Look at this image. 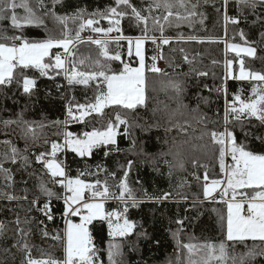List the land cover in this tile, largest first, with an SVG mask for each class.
Segmentation results:
<instances>
[{"label": "trees", "instance_id": "16d2710c", "mask_svg": "<svg viewBox=\"0 0 264 264\" xmlns=\"http://www.w3.org/2000/svg\"><path fill=\"white\" fill-rule=\"evenodd\" d=\"M155 2L131 0L142 15L149 16L148 38H145V104L137 106L135 110L106 107L103 114L92 113L83 120L70 118L68 127L72 133L82 137L83 133L93 129L104 130L108 119L114 118L115 111H120L131 124L129 134H123L126 126L121 125L116 146H101L94 149L91 156L84 157L72 150L60 151L56 158L65 161L68 177L79 176L88 183H95L99 179V187H103L107 181L111 193L119 192L116 185L128 171L127 183L141 203L138 207H132L131 201H128V218L137 222V227L131 235L117 238L116 241L123 244V264H185L187 249L178 246V241L181 245L190 242L219 244L223 241L228 246L229 257L246 253L249 248L259 251L264 248L260 241H226V228L220 220L221 215H226V205L220 199L219 190L213 197H205L203 192L205 183L225 178L219 166L220 145L213 141L211 132H221L227 127L235 133L238 142L246 143L251 150L264 151V145L244 136V132L249 129L256 134L264 133V124L260 121L255 118L235 121L230 113V122L227 125L224 122L226 103L231 104L237 94L246 99L251 95L252 86L258 83L228 75L227 60L236 64L239 59L229 51L228 46L246 41L254 45L256 56L243 57L245 68L264 73V6H258L255 10L241 6V12L236 0H229L227 15L238 17L240 21L233 24L224 20V0H184V7L180 6L179 0H171L175 5L172 11L181 16H188L193 11V4L198 6L194 10L197 13L195 16L181 21H177L175 16L169 17V24L163 20L167 10L164 7L156 8ZM30 3L37 15L45 14L44 17L39 16L44 23L14 28L9 10V18L0 19V43H13L12 40L4 39L5 36L22 35L30 41H42L49 36L60 38L65 31L74 37L81 20L68 19L65 26L55 16L73 17L81 11L83 19L99 20V24L93 27L107 28L110 26L109 21L93 14L106 12L116 6L115 0H43L44 7H39L37 0H30ZM118 10L127 11L129 15L121 20L122 31L116 36L144 37L143 25H137L131 9L121 6ZM16 12L18 16L25 15L23 9H17ZM153 17L160 19L163 33L158 26H153ZM88 30L92 31L87 27L83 31ZM151 37H155V44ZM164 37L171 38V41L163 44L159 38ZM76 42L78 45L73 50L77 59L90 56L94 60L102 51L90 41ZM108 47L110 55L119 52L121 60L126 61V40L118 44L112 41ZM93 50L98 52L95 58ZM52 52L65 56L62 49ZM154 56L160 72L150 71ZM129 61L136 64V61L135 64L133 60ZM159 61L163 62L164 67L158 66ZM106 62L113 72L123 67L121 61ZM52 63H55L54 60ZM90 63L86 61L85 65L78 66V70L91 71ZM46 71L48 74L43 75L36 68L23 70V76L35 80L31 93L23 91L22 77H14L9 85H0V163L11 170L13 177L8 180L0 172V222L5 226L0 233V264H23L26 257L22 247L24 243L31 248L33 257L47 258L50 254L63 258L66 228L63 216L64 188L53 182V177L36 160V156L50 153L53 142H63L64 125L53 122L66 119V107L94 102L99 82L89 85L69 84L63 69L57 71L50 68ZM200 72H206L207 75H199ZM174 83L181 86V92L178 93L172 86ZM225 88L226 94L220 90ZM5 121L16 122L5 124ZM12 147L18 149L15 163L5 158V154L11 155ZM105 152L109 154L106 156ZM25 156L28 157L27 165L23 160ZM129 161L132 162L130 170L127 168ZM225 163H232L230 156L225 158ZM205 172L208 174L207 182L204 180ZM41 183L55 193L51 198V214L54 217L51 221L40 211L49 200L40 191ZM165 193L170 196L162 202L148 199L162 197ZM8 195L17 199L9 200ZM24 196L27 199H23ZM37 198L39 203L34 205L32 202ZM123 207L122 202L117 204L118 210ZM107 209L111 211L109 203ZM17 218L19 224L16 223ZM178 220H183V225L178 224ZM45 226L49 233L47 237L41 231ZM21 228L24 229L23 233L19 231ZM89 229L94 243L101 250L100 260L108 264L107 247L112 238L108 236L107 222L95 220ZM141 232L146 235H139ZM177 232L178 236H174ZM56 235L62 239H53ZM227 264H232L231 260ZM251 264H264V256L254 257Z\"/></svg>", "mask_w": 264, "mask_h": 264}, {"label": "snow or ice", "instance_id": "6c2138e0", "mask_svg": "<svg viewBox=\"0 0 264 264\" xmlns=\"http://www.w3.org/2000/svg\"><path fill=\"white\" fill-rule=\"evenodd\" d=\"M206 2V0H205ZM229 0H224V20L238 24V17H230L227 15V6ZM39 7H44L43 0H37ZM115 7H110L106 12H97L93 16H99L102 19H107L110 26L107 28L93 27L98 25L99 20L83 19L82 11L78 12L73 17L55 16V19L62 24H65L68 19L81 20L79 29L75 32L73 37L68 31H65L62 37L57 38L49 36L42 41H30L27 38L20 36L7 37L4 39L12 41H20V43H0V85H9L12 83L14 77H22L23 91L31 93L35 86V80L23 76V70L28 68L39 69L41 74L47 75L48 69H63L68 78L69 84H83L89 85L91 81H99L97 85V94L94 97V102L86 104H77V109L83 110L80 116L74 115L73 107L69 106L67 109V116L72 120H83L85 116L92 113L103 114L106 107L117 106L127 110H135L138 105L145 103V56L143 45L148 32L149 16L141 14L132 3L131 0H115ZM181 7H184V0H179ZM237 7L243 11V7H249L255 10L258 6H264V0H236ZM124 6L131 9V15L135 17L137 25H143L144 37H129L118 35L115 42L123 39L127 41L128 51L127 55H133V45L135 47V56L139 58V66L132 67L129 63L121 60L119 52L115 54L109 53L108 41L103 39L93 40L89 37L91 43L98 45L102 50L96 59L92 57L76 58V52L70 48L74 40H80V32L86 27L91 28L95 33H102L104 36L113 31L120 33L121 20L129 15V12L118 10ZM175 5L171 0H156L155 7H164L167 10V15L163 17L165 22L171 24L169 17L175 16L177 21L187 20L197 13L194 11L197 4L192 5L193 11L188 13V16H181L179 13L172 11ZM23 9L25 15L18 16L16 10ZM14 28H23L25 25H42L43 20L36 14V11L31 6L30 0H0V19L9 18ZM152 24L154 27L158 26L161 33H163V25L160 19L153 17ZM179 26V23L176 25ZM241 37L244 36L243 31L240 32ZM264 36V33H262ZM155 44V37H151ZM169 39H163V44H168ZM247 43V41H246ZM231 50L240 56L241 53L255 57L257 49L255 47H242L239 44L229 45ZM53 48L64 49L65 56L62 57L59 53H53ZM103 57L105 61H121L123 67L118 72H113L108 63L101 61ZM48 58V62H45ZM152 57L153 63L150 66V71L160 72L161 70L156 66L155 60ZM188 57L185 56V60ZM54 60V64L52 63ZM66 61L68 66L66 67ZM90 61L89 67L91 71L78 70V66L86 64ZM233 61L229 60L226 67L231 69ZM239 76L240 80H252L258 83L251 88V95L246 99L241 98L240 95H235L231 104L226 103L224 122L227 125L229 121V114H232V119L235 121H242V119L255 118L264 124V73L260 71H252L245 68L243 59L239 60ZM17 69L21 71L17 72ZM199 75L206 76V72H200ZM231 75V71L228 72ZM236 78V77H233ZM179 93L182 88L179 84L172 85ZM223 90L226 94L227 90ZM237 102L239 106L237 107ZM16 121H5V124L15 123ZM69 121H54L55 124H67ZM126 126L124 135H128V128L131 127L127 116H122L120 111H115L114 118H109L107 126L104 130L93 129L91 132L83 133L82 137L76 136L72 132L64 133V144L53 142L51 144L50 153H40L36 156V160L48 171V173L55 179L54 183H59L66 191L63 197L65 209L63 216L65 217L66 228L64 229V246L63 258H56L52 255H47V258H36L31 254V248L27 243L23 244V249L26 252V257L23 264H103L99 258L100 249L94 243L93 236L89 230V225L95 220L106 221L108 226V236L112 238L107 247L108 264H123V244L116 242L117 238L123 239L133 233L137 227V222L128 218V201H131L132 207H138L141 203L137 200L132 188L127 183L128 171H125L120 183L116 185L119 192L111 193L107 184L104 182L103 187L101 181L97 179L95 183H86L80 179L70 178L65 173V167L56 159L57 153L64 148H70L79 156H91L93 150L101 146H116L117 137L121 135L120 126ZM43 127V125H41ZM243 130V129H242ZM31 131V129H30ZM246 139H255L261 145H264V133L256 134L249 129L244 132ZM213 141L220 145L219 150V166L220 170L225 175V180L213 179L210 183L204 184V196L213 197V194L218 190L220 192V199L226 205V215H221L220 220L226 228V241L244 242L247 240L260 241L264 244V151L257 152L251 150L246 143L238 142L235 133L225 127L224 131L211 132ZM135 144V141H133ZM118 150V149H115ZM18 149L11 148V155L5 154V158L16 162ZM109 153L105 152L107 156ZM230 156L232 163L230 165L225 163V158ZM50 157V158H49ZM25 165L28 164V157H23ZM132 162L129 161L127 168L130 170ZM0 172L5 174V178L12 180L11 170L4 167L0 163ZM82 175V174H81ZM115 175L114 173L112 174ZM204 180L208 181V174L205 172ZM40 191L49 198L43 204L40 211L43 212L47 220L54 219L51 214V198L55 196L46 184L41 183ZM85 193H90V198H85ZM147 196V193H145ZM170 194L165 193L162 197H148L154 199L156 202H162L169 198ZM9 200L17 199V197L8 195ZM27 199V196L22 197ZM99 198V199H98ZM109 198L118 199L124 204L121 210L105 211L104 201ZM227 198V199H225ZM34 205L39 203V199L33 200ZM69 217H79L80 222L76 223ZM16 223L20 220L17 218ZM43 224V221H40ZM178 224L183 225V220H178ZM4 224L0 222V233L3 232ZM21 233L24 229H19ZM42 235L49 236L46 226L42 228ZM178 232L174 236H178ZM139 235H146L141 232ZM53 239L60 240L62 237L56 235ZM178 246L187 249V257L185 264H227L231 260L232 264H251V261L256 256H264V248L257 251L255 248H249L246 253H240L237 256L229 257L227 252V244L220 242L219 244L206 242L201 244L187 243ZM180 257H177V261ZM171 264V262H170Z\"/></svg>", "mask_w": 264, "mask_h": 264}, {"label": "rangeland", "instance_id": "374dc122", "mask_svg": "<svg viewBox=\"0 0 264 264\" xmlns=\"http://www.w3.org/2000/svg\"><path fill=\"white\" fill-rule=\"evenodd\" d=\"M38 16L44 17L45 14H44V13H41V14H39ZM87 33H92V31H90V30H88V31H83V32L80 33V35H82V34H87ZM116 33H117V32L113 31L112 33L108 34V36H104L102 33H97V34H98V36H99V39L107 40V41H108V46H109V43H110V42L115 41V38L117 37V36H116ZM166 39H169V41H171V38H166ZM120 41H124V40L121 39ZM77 43H78V42H76V40H74V43H73L72 45H70V48L73 50V47L76 46V45H78ZM234 44H239V45H241L242 47H247V46L255 47L254 45H252V44H250V43H241V42H237V43H234ZM9 45H10V44H9ZM230 45H231V44H230ZM145 47H146V39H145V41H144V45H143V51H144V56H145V79H146V48H145ZM255 48H256V47H255ZM54 49H62V48H53L51 51H53ZM228 49H229V51H230L231 53H233V54L236 55V53L233 52L229 46H228ZM62 53H64V49H62ZM92 53H93V57H94V58L96 57V55H98V52H97L96 50H93ZM65 55H66V54H65ZM244 56H247V55L241 53V55L238 56L239 59H238L237 63H236V64H235L234 62L232 63V65H231V69H230L232 75H236L237 77L239 76V63H238V62H239L240 59H243ZM133 57H134V58H133ZM47 60H48V58H46L45 62H46ZM129 60H133V61H134V64H135V61H136V64H135V65L130 64L132 67H138V66H139V58L135 56V47H134V45H133V55L131 56V58L128 57V55H127V59H126L125 62L128 63ZM101 61L104 62V63H107L104 59H102ZM231 61H232V60H231ZM67 66H68V64H67V61H66V67H67ZM49 71H50V70H49ZM57 71H58V69H57ZM232 75H231V76H232ZM67 81H68V80H67ZM92 82H99V81H91L90 83H92ZM145 97H146V88H145ZM145 102H146V99H145ZM68 104H70V103H68ZM144 104H145V103H144ZM75 105H77V104H73L72 107H73V108H76ZM138 106H139V105H138ZM79 110H80V109H79ZM80 111H83V110H80ZM94 113H95V112H94ZM63 125H64V130H63V142L61 143V145L64 144V133L67 132V131H66V126H65V124H63ZM65 149H67V148H64L62 151H65ZM69 150H71V149L69 148ZM59 152H60V151H59ZM58 154H59V153H57V156H58ZM0 159H2V154H0ZM57 161L60 162V163H62V162L59 161L58 159H57ZM62 166H64L63 163H62ZM224 180H225V178H224ZM86 183H88V182H86ZM64 192L66 193L65 189H64ZM64 196H65V194H64ZM85 198H87V197H86V193H85ZM129 201H130V200H129ZM104 205H105V211H109V210L107 209V204H106L105 202H104ZM69 218L72 219V220H73L74 222H76V223H79V222H80L79 217H69ZM77 219H78V220H77ZM89 226H90V225H89ZM89 230H90V229H89Z\"/></svg>", "mask_w": 264, "mask_h": 264}, {"label": "built area", "instance_id": "2783aa9c", "mask_svg": "<svg viewBox=\"0 0 264 264\" xmlns=\"http://www.w3.org/2000/svg\"><path fill=\"white\" fill-rule=\"evenodd\" d=\"M81 39L80 40H77V41H90L89 40V37H91L93 40H95V39H99V36H98V34L97 33H95V32H93V33H87V34H82L81 36ZM15 43H20V41H14ZM13 42V43H14ZM130 64V63H129ZM158 66L160 67V68H162V67H164V64H163V62L162 61H159L158 62ZM67 107H66V117H68L67 116ZM73 112H74V115H76V116H79V111H77V108H73ZM69 120V119H68ZM218 194H220V192H218ZM86 196L88 197V199L90 198V193H86ZM106 201H108V202H112L113 204H116L119 200L118 199H112V198H109L108 200H106ZM115 210V207H113L112 208V211H114Z\"/></svg>", "mask_w": 264, "mask_h": 264}, {"label": "crops", "instance_id": "0c3cea01", "mask_svg": "<svg viewBox=\"0 0 264 264\" xmlns=\"http://www.w3.org/2000/svg\"><path fill=\"white\" fill-rule=\"evenodd\" d=\"M227 61H229V60H227ZM227 71L229 72L230 70H229V68L227 67ZM232 75V74H231ZM230 76V75H229ZM243 81H252V80H243Z\"/></svg>", "mask_w": 264, "mask_h": 264}]
</instances>
